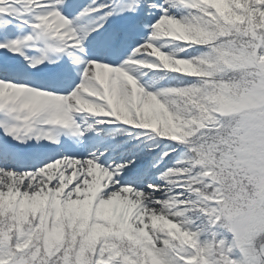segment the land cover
Segmentation results:
<instances>
[{
    "label": "snow or ice",
    "instance_id": "1",
    "mask_svg": "<svg viewBox=\"0 0 264 264\" xmlns=\"http://www.w3.org/2000/svg\"><path fill=\"white\" fill-rule=\"evenodd\" d=\"M0 264H264V0H0Z\"/></svg>",
    "mask_w": 264,
    "mask_h": 264
}]
</instances>
